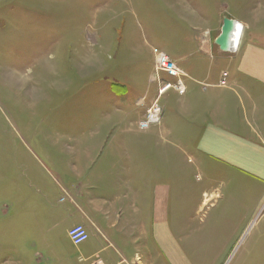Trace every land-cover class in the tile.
<instances>
[{
	"label": "crops",
	"instance_id": "obj_1",
	"mask_svg": "<svg viewBox=\"0 0 264 264\" xmlns=\"http://www.w3.org/2000/svg\"><path fill=\"white\" fill-rule=\"evenodd\" d=\"M123 1L140 18L136 4ZM157 6L173 28L147 30L144 42L153 53L155 43L162 46L185 70L186 93L147 131L116 125L112 141L93 150L80 142L71 156L69 146L64 157L14 158L20 164L14 188H0V258H6L0 264H26L40 254L39 244L53 243L55 221L66 218L89 233L81 244L69 236L85 264H264V0H158ZM137 8L147 19L146 3ZM225 17L240 23L233 51L215 43ZM224 72L227 84L220 85ZM153 97L137 103L146 109ZM109 148L111 161L96 166L98 153ZM173 152L218 180L209 201L170 202L167 164L176 175L182 171ZM101 169L110 189L89 180Z\"/></svg>",
	"mask_w": 264,
	"mask_h": 264
},
{
	"label": "rangeland",
	"instance_id": "obj_2",
	"mask_svg": "<svg viewBox=\"0 0 264 264\" xmlns=\"http://www.w3.org/2000/svg\"><path fill=\"white\" fill-rule=\"evenodd\" d=\"M130 1L140 18L127 10L123 0L1 1L0 177L8 178L0 179V188H14V179L20 175L16 157H64L69 146L71 156L80 142L91 150L98 142H111L116 125L141 130L138 122L144 112L137 113L145 109L137 101L145 97L149 103L158 88L157 83H150L151 75L155 76V54L153 45L144 42L145 33L165 32L174 21L160 15L158 0ZM139 2L150 8L147 19L142 18L144 9L137 8ZM154 46L165 51L157 43ZM176 92L171 89L160 99L164 117V108L173 109L184 95ZM171 155L177 163L181 156L182 171L179 168L176 175L174 164H167L164 182L174 193L170 202L205 201L204 192L211 193L218 180L210 181L188 155ZM98 156L96 166L102 160L111 161V149ZM22 165L32 171V163ZM89 180H97L105 190L112 181L105 169L94 172ZM58 222L53 243L43 248L39 244L40 254L25 259L26 264H85L68 235L77 223L67 218ZM5 259L1 257L0 263Z\"/></svg>",
	"mask_w": 264,
	"mask_h": 264
},
{
	"label": "built area",
	"instance_id": "obj_3",
	"mask_svg": "<svg viewBox=\"0 0 264 264\" xmlns=\"http://www.w3.org/2000/svg\"><path fill=\"white\" fill-rule=\"evenodd\" d=\"M155 81L158 85L157 95L153 97L150 104L146 107L144 117L138 122L141 130H147L152 125L160 123L163 116V108L160 105L161 97L171 89L179 94L186 93L185 78L187 73L179 67L164 51L155 48ZM163 75L170 79H166ZM228 73L224 72L220 85L227 84ZM65 198L62 197V200ZM69 236L73 243L81 244L89 238V233L83 224H76L69 230ZM87 264H106L102 259L91 261Z\"/></svg>",
	"mask_w": 264,
	"mask_h": 264
},
{
	"label": "water",
	"instance_id": "obj_4",
	"mask_svg": "<svg viewBox=\"0 0 264 264\" xmlns=\"http://www.w3.org/2000/svg\"><path fill=\"white\" fill-rule=\"evenodd\" d=\"M240 23L229 17L223 19L222 30L219 36L215 39V43L223 51H233L238 39Z\"/></svg>",
	"mask_w": 264,
	"mask_h": 264
},
{
	"label": "bare ground",
	"instance_id": "obj_5",
	"mask_svg": "<svg viewBox=\"0 0 264 264\" xmlns=\"http://www.w3.org/2000/svg\"><path fill=\"white\" fill-rule=\"evenodd\" d=\"M237 40H238V39H237ZM166 92H167V91H166ZM205 196H206V200H205V202L209 201V198H208L207 194H205Z\"/></svg>",
	"mask_w": 264,
	"mask_h": 264
}]
</instances>
